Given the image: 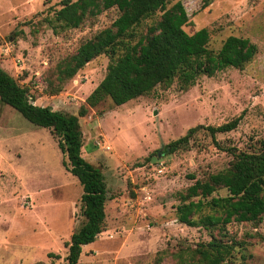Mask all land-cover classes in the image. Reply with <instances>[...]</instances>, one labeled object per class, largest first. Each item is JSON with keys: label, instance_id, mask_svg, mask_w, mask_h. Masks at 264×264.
I'll use <instances>...</instances> for the list:
<instances>
[{"label": "rangeland", "instance_id": "374dc122", "mask_svg": "<svg viewBox=\"0 0 264 264\" xmlns=\"http://www.w3.org/2000/svg\"><path fill=\"white\" fill-rule=\"evenodd\" d=\"M61 1L0 0V66L27 87L34 104L77 114L103 79L109 56H95L63 82L59 67L81 43L110 27L119 11L112 7L69 27L54 20ZM179 1L189 16L183 29L206 28L210 49L235 35L248 38L257 51L242 68L201 75L185 89L176 80L158 84L121 105L105 97L79 117L81 154L101 170L108 199L102 230L82 246L78 264H176L180 247L218 237L217 229L179 222L176 206L194 181L191 175L204 180L227 168L232 156L202 131L185 149L166 153L164 146L189 127L219 125L238 115L237 127L216 139L248 151L264 142V0H211L206 6V0ZM160 15L142 20L135 39L146 36ZM57 141L50 128L0 101V264L66 262L65 242L84 222L82 187L63 165ZM224 231L240 243L227 261L264 264V214L259 221L231 222Z\"/></svg>", "mask_w": 264, "mask_h": 264}, {"label": "trees", "instance_id": "16d2710c", "mask_svg": "<svg viewBox=\"0 0 264 264\" xmlns=\"http://www.w3.org/2000/svg\"><path fill=\"white\" fill-rule=\"evenodd\" d=\"M170 0H62L54 20L77 27L86 16L115 7L119 15L110 27L81 43L58 70L63 82L72 78L88 61L99 54L109 56L103 79L90 92L77 114L53 110L29 100L28 89L20 85L0 66V101L18 111L32 124L50 128L58 138L57 146L65 155L63 165L77 177L82 193L80 212L84 222L66 241L65 264H78L82 246L92 243L102 230L108 199L101 170L81 154L83 145L79 117L105 97L121 105L151 91L156 85L177 81L185 89L201 76H213L227 68H242L257 51L248 38L227 36L217 50L208 47L209 31L200 28L188 33L183 26L189 16L181 3ZM211 0H206L204 6ZM161 11L158 20L147 27L146 36L136 37L135 27ZM134 40V41H133ZM241 115L219 125L197 124L164 146L166 153L185 149L199 131L208 134L213 144L232 156L227 168L210 173L206 179H194L180 194L177 219L189 226L217 229L219 236L200 242L194 248L180 247L176 264H233L230 259L236 244L224 231L231 222L259 221L264 214V142L248 150L224 144L216 139L237 127ZM225 189L224 195L214 194Z\"/></svg>", "mask_w": 264, "mask_h": 264}]
</instances>
